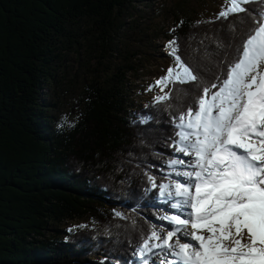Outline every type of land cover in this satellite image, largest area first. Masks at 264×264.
<instances>
[{"label":"trees","instance_id":"1","mask_svg":"<svg viewBox=\"0 0 264 264\" xmlns=\"http://www.w3.org/2000/svg\"><path fill=\"white\" fill-rule=\"evenodd\" d=\"M145 1L0 0V264H138L161 215L146 174L159 184L169 171L172 117L235 59L250 26L245 13L195 21L178 10L166 38L199 79L143 108L131 87L161 48L141 24ZM86 217L92 228L66 229Z\"/></svg>","mask_w":264,"mask_h":264},{"label":"snow or ice","instance_id":"2","mask_svg":"<svg viewBox=\"0 0 264 264\" xmlns=\"http://www.w3.org/2000/svg\"><path fill=\"white\" fill-rule=\"evenodd\" d=\"M253 2L264 4L225 0L216 19L245 13L250 21L236 57L215 82L197 84L191 102L172 117L170 147L189 159L167 160L169 171L159 184L146 174L145 191L156 190L172 214L158 217L167 227L152 224L141 235L133 253L139 264H153L154 257L159 264H264V8L250 12L245 5ZM166 49L173 66L149 88L163 93L155 103L172 101L173 91H181L176 84L199 79L179 55L176 39Z\"/></svg>","mask_w":264,"mask_h":264},{"label":"rangeland","instance_id":"3","mask_svg":"<svg viewBox=\"0 0 264 264\" xmlns=\"http://www.w3.org/2000/svg\"><path fill=\"white\" fill-rule=\"evenodd\" d=\"M149 3V0H146L138 4V8L141 10L140 15L144 18V22L142 21L141 24L144 27L150 28L151 36L157 34L160 36L155 43L161 48L160 51L158 50L159 53L156 56H146V58H143L144 67L138 73L139 77L134 80L135 83L131 87L134 103L136 106L141 105L143 108L149 103H154V97L157 94H163L159 88H152L151 91H149V88L155 84V81L165 75L166 70L170 66H173V57L168 55V50L166 49V45L169 42L166 35L172 29L174 23L173 15L180 10L195 21L216 20L217 14L222 10V6L225 5V0H157L150 7H146ZM72 65L75 66L76 62ZM171 86L169 85V88H166L164 91H169ZM78 92L79 90H76L72 102L78 98ZM72 102L71 104H73ZM71 104L63 109V112L60 114L62 117H67L71 114ZM175 156H180L185 160L189 159V157H184L183 154L176 153ZM156 208L161 212V215L165 213L172 214V210L167 205L160 203L159 200H157ZM157 223V225L163 223L167 227L166 221L162 222L158 220ZM92 227V220L86 217L75 222H70L66 226V229H88ZM159 261L160 257L153 258V264H159Z\"/></svg>","mask_w":264,"mask_h":264}]
</instances>
